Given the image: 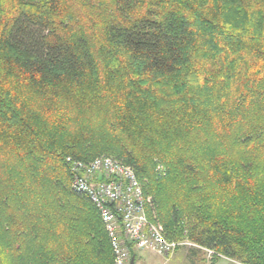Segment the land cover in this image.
I'll return each instance as SVG.
<instances>
[{
    "label": "trees",
    "instance_id": "16d2710c",
    "mask_svg": "<svg viewBox=\"0 0 264 264\" xmlns=\"http://www.w3.org/2000/svg\"><path fill=\"white\" fill-rule=\"evenodd\" d=\"M100 156L167 239L264 264V0H0V264L112 263L67 160Z\"/></svg>",
    "mask_w": 264,
    "mask_h": 264
},
{
    "label": "built area",
    "instance_id": "2783aa9c",
    "mask_svg": "<svg viewBox=\"0 0 264 264\" xmlns=\"http://www.w3.org/2000/svg\"><path fill=\"white\" fill-rule=\"evenodd\" d=\"M67 160L73 172V190L90 199L104 223L113 251L111 264H130L131 245L163 256L182 245L167 239L163 225L149 217L151 199L145 197L132 166L110 156L91 161L71 157ZM205 249L213 253L212 249Z\"/></svg>",
    "mask_w": 264,
    "mask_h": 264
},
{
    "label": "rangeland",
    "instance_id": "374dc122",
    "mask_svg": "<svg viewBox=\"0 0 264 264\" xmlns=\"http://www.w3.org/2000/svg\"><path fill=\"white\" fill-rule=\"evenodd\" d=\"M174 241L181 242L182 245L177 247V249L169 256L159 255L149 250H138L136 264H243L218 253L213 249V253L210 254L205 249L207 247H200V245L187 238ZM185 242H187V244H184ZM191 248L199 250L198 253L195 255L192 254Z\"/></svg>",
    "mask_w": 264,
    "mask_h": 264
},
{
    "label": "water",
    "instance_id": "95a60500",
    "mask_svg": "<svg viewBox=\"0 0 264 264\" xmlns=\"http://www.w3.org/2000/svg\"><path fill=\"white\" fill-rule=\"evenodd\" d=\"M130 264H136V255H132Z\"/></svg>",
    "mask_w": 264,
    "mask_h": 264
}]
</instances>
